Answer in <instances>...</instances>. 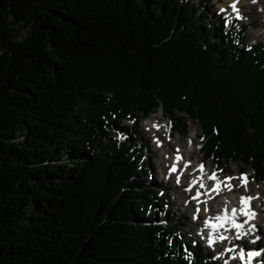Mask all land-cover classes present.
Masks as SVG:
<instances>
[{
  "label": "trees",
  "instance_id": "1",
  "mask_svg": "<svg viewBox=\"0 0 264 264\" xmlns=\"http://www.w3.org/2000/svg\"><path fill=\"white\" fill-rule=\"evenodd\" d=\"M203 5L0 0V264H216L158 217L167 195L114 133L160 108L264 176V46Z\"/></svg>",
  "mask_w": 264,
  "mask_h": 264
},
{
  "label": "rangeland",
  "instance_id": "2",
  "mask_svg": "<svg viewBox=\"0 0 264 264\" xmlns=\"http://www.w3.org/2000/svg\"><path fill=\"white\" fill-rule=\"evenodd\" d=\"M193 6H197L200 1L204 3L205 10L207 11V18L215 20L216 15H221L224 19V25L226 29L240 28L243 32V45L250 46L254 44H261L264 46V35H261L262 24L259 13L256 12L254 7L250 4V0H190ZM264 1V0H262ZM264 5V2H262ZM235 5V8L232 7ZM253 9H252V8ZM237 9L239 11H237ZM262 9V8H261ZM240 17V18H238ZM243 25V27H242ZM26 30L21 29L16 34V39H21L25 36ZM180 115L176 113V116ZM157 116V120L163 125L164 134H170L173 138H179L184 140L189 137L192 139V144L188 147L190 151H196V154H191V161L196 162L197 168H200L199 164L202 162L204 168H208L210 176L213 173H217L219 179L228 181L229 178H234L232 187H241L242 197L249 194V197H253L254 200H258L257 214H262L264 217V176L259 177L251 166H243L238 161H229L227 164L219 163L216 158L206 157L202 149L201 131L199 129L198 122L190 118H186V131L176 132L169 120L158 108L148 116H140L137 118L136 123L133 125L132 120H122L114 133L117 137L122 135L129 136L137 148L141 149L142 158L140 159V165H142V173L140 179L144 180L146 185L151 184L153 190L160 195H167L166 205L161 208L158 217L161 220L168 219L172 223H176L181 229V235L184 239L188 237L190 239V245L194 246L195 252L200 256L207 257L210 261L216 264H264V224L256 225L250 223L246 227V233L240 238L231 236L227 240L217 243L214 249H206L203 247V243L200 241L199 225L201 224V218H195L196 215H192L194 203H187V200L193 199L187 196L186 202H181L178 196V189L174 188L175 180H168L164 175V170L158 165L157 161L160 159V155L169 149L157 148L153 150V139L149 130L144 129L143 125L149 122V120ZM159 124V125H160ZM183 138V139H182ZM213 172V173H212ZM207 173H205L206 175ZM146 175V176H145ZM217 176V175H216ZM222 176V177H221ZM246 176L247 184L244 185L240 177ZM208 177V178H209ZM224 177V179H223ZM211 181V179H208ZM213 181V180H212ZM184 181L182 189H185ZM210 182H208V185ZM245 187V188H244ZM255 193V194H254ZM189 194V193H188ZM220 195H222L220 193ZM253 200V203H255ZM213 203V200H211ZM263 206V207H262ZM261 207V209H259ZM261 212V213H260ZM195 216V217H194ZM200 216V215H199ZM201 219V220H200ZM253 226V227H251ZM249 253H254L251 257Z\"/></svg>",
  "mask_w": 264,
  "mask_h": 264
},
{
  "label": "bare ground",
  "instance_id": "3",
  "mask_svg": "<svg viewBox=\"0 0 264 264\" xmlns=\"http://www.w3.org/2000/svg\"><path fill=\"white\" fill-rule=\"evenodd\" d=\"M250 1L252 2L250 5L254 7V9L252 7L251 8L259 13V17L261 18L260 23L262 24V31L260 34L264 35V5L262 3L264 1ZM157 118V116L152 117L148 123L143 125V128L149 130V132L153 134L152 139L154 142V151H156L157 148L163 150L166 148L169 149V151L166 150L160 155V159L157 163L164 170V175L168 178V180L176 181L173 187L178 189L177 197L180 199V203H185L187 196L189 198L194 196V201H191L190 199L187 200V203L189 204L194 203L192 204L194 209L192 210V215H196V218H201L202 222H205L206 220L210 221V226L215 222V220H217V217L221 216L222 209H235L237 214L245 216L242 214L241 187H232V179H228V181L215 179V183L208 185V177L210 175V173H208V168L206 169L203 167V170L201 171L200 168H197L196 162H190L191 154H196V151H190L187 149L188 145L190 146L192 144V139L187 137L183 142L179 138H173L170 134H164V126L160 124ZM201 165H203L202 162L199 166ZM205 173L207 174L205 175ZM184 181H186L184 184L185 189H182ZM218 182L220 184L219 190L213 192L209 191L210 187L215 184L217 185ZM201 184H203L204 187H201ZM220 193L222 195H220ZM247 197H249V194L245 195V198ZM251 198L249 208H244L243 210L255 213L251 219L246 216L249 219V223H253L255 226L258 224L262 225L264 224V217L262 214H257V208L255 209L259 198L258 200H254L253 197ZM211 200H213V203H211ZM253 200L255 203H253ZM259 209H261V207Z\"/></svg>",
  "mask_w": 264,
  "mask_h": 264
},
{
  "label": "snow or ice",
  "instance_id": "4",
  "mask_svg": "<svg viewBox=\"0 0 264 264\" xmlns=\"http://www.w3.org/2000/svg\"><path fill=\"white\" fill-rule=\"evenodd\" d=\"M253 2H255V0H253ZM232 7L235 8V5H232ZM237 11H239V10L237 9ZM238 18H240V17H238ZM157 143H159V142H157ZM178 159H179V157H178ZM173 170H174V169H173ZM200 170H201V171L203 170V165L200 166ZM209 179L215 180V179H216V174L213 173V175L210 176ZM229 179H234V178H229ZM240 179H241L242 182L246 185V183H247V178H246V176H242V177H240ZM201 187H204V185L201 184ZM219 188H220V184H219V182H218L217 185H216V187L213 188V189H210L209 191H218ZM189 190H191V189H189ZM251 199H252L251 197H247V198H245V197H241L242 214L245 215V216H247L249 219H251V218L255 215V213L250 212V211H244L243 209H244V207H246V201H250ZM235 211H236V210L233 209V214H235ZM217 219H220V217H217ZM233 220H235V215H233ZM234 226H235L237 229H242V228H243V224L234 223ZM213 227H216V226L214 225ZM221 239H223V237H221ZM213 242H214V241H213V240L211 239V237H210V238H209V244H211V243H213ZM248 255L251 257L252 255H254V253H249Z\"/></svg>",
  "mask_w": 264,
  "mask_h": 264
}]
</instances>
